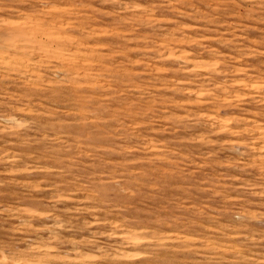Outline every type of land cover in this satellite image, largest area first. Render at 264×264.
<instances>
[{
    "label": "rangeland",
    "instance_id": "374dc122",
    "mask_svg": "<svg viewBox=\"0 0 264 264\" xmlns=\"http://www.w3.org/2000/svg\"><path fill=\"white\" fill-rule=\"evenodd\" d=\"M0 264H264V0H0Z\"/></svg>",
    "mask_w": 264,
    "mask_h": 264
}]
</instances>
